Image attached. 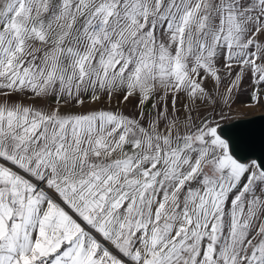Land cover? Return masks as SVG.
I'll list each match as a JSON object with an SVG mask.
<instances>
[{"label": "snow or ice", "instance_id": "1", "mask_svg": "<svg viewBox=\"0 0 264 264\" xmlns=\"http://www.w3.org/2000/svg\"><path fill=\"white\" fill-rule=\"evenodd\" d=\"M240 96L264 0H0V264H264Z\"/></svg>", "mask_w": 264, "mask_h": 264}, {"label": "crops", "instance_id": "2", "mask_svg": "<svg viewBox=\"0 0 264 264\" xmlns=\"http://www.w3.org/2000/svg\"><path fill=\"white\" fill-rule=\"evenodd\" d=\"M247 102H248V98L246 96H240L238 99H236V101H235V103L233 105V110L231 111V113H229V115L234 117V118H236V119L243 120V119H248V118H251V117H254L256 115H260L261 114V113L254 114V109L264 106V102H262L261 105L258 106V107L246 108L244 105ZM107 103H108L107 99L105 98V100L101 104H97V105L89 104V105H86L85 107L86 108L106 107ZM113 105H115V101H113ZM132 107H133L132 104H128L127 108H125V111H130L132 109ZM76 111H80V109H76Z\"/></svg>", "mask_w": 264, "mask_h": 264}, {"label": "water", "instance_id": "3", "mask_svg": "<svg viewBox=\"0 0 264 264\" xmlns=\"http://www.w3.org/2000/svg\"><path fill=\"white\" fill-rule=\"evenodd\" d=\"M242 121H250V123L244 125V129L253 137L255 142V150L257 154H260L261 144L262 141H264V114L243 119Z\"/></svg>", "mask_w": 264, "mask_h": 264}, {"label": "rangeland", "instance_id": "4", "mask_svg": "<svg viewBox=\"0 0 264 264\" xmlns=\"http://www.w3.org/2000/svg\"><path fill=\"white\" fill-rule=\"evenodd\" d=\"M256 113H261V114L263 113L264 114V106L254 109V114H256Z\"/></svg>", "mask_w": 264, "mask_h": 264}]
</instances>
